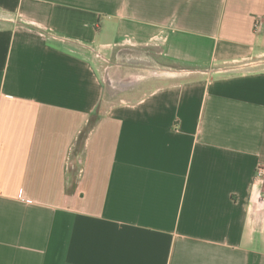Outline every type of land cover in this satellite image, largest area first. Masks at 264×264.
I'll return each mask as SVG.
<instances>
[{"label": "crops", "instance_id": "obj_1", "mask_svg": "<svg viewBox=\"0 0 264 264\" xmlns=\"http://www.w3.org/2000/svg\"><path fill=\"white\" fill-rule=\"evenodd\" d=\"M262 59L264 0H0V264H264Z\"/></svg>", "mask_w": 264, "mask_h": 264}, {"label": "rangeland", "instance_id": "obj_2", "mask_svg": "<svg viewBox=\"0 0 264 264\" xmlns=\"http://www.w3.org/2000/svg\"><path fill=\"white\" fill-rule=\"evenodd\" d=\"M150 51V50H149ZM146 56L147 58H144L142 60H140L138 63H132L134 64L131 68H126V69H122V78H124L127 74L130 73H134V74H138L140 75L142 78H140L141 82H145L150 78H157L158 82H164V80L166 79V81L171 80L172 78V74L170 70H166L168 68L171 69H179L178 67H175L173 65H169L166 64L165 62H163L160 59V56L158 55V53H154V52H146ZM264 61V59H262ZM167 67V68H166ZM175 67V68H172ZM258 69H264V62L259 64ZM103 74L104 76H107V71L103 70ZM125 82V78L122 79ZM139 80V81H140ZM137 82H135V84H128L127 82H125L123 85L122 84H118V85H114L115 86V92H117L118 95H122V94H126V92H128L130 89H132V87L134 85H136ZM115 92L114 90H112L111 92L109 91V93L106 94L104 102H103V107L110 105L111 103H114L117 101V99H119V96H115ZM113 97V95L115 96L114 98H111V96ZM78 149V148H77ZM75 159H74V164L80 162L81 159V152L75 150Z\"/></svg>", "mask_w": 264, "mask_h": 264}, {"label": "built area", "instance_id": "obj_3", "mask_svg": "<svg viewBox=\"0 0 264 264\" xmlns=\"http://www.w3.org/2000/svg\"><path fill=\"white\" fill-rule=\"evenodd\" d=\"M257 25H259V23H257ZM262 184H264V166L260 165L255 170L254 185L258 186Z\"/></svg>", "mask_w": 264, "mask_h": 264}, {"label": "trees", "instance_id": "obj_4", "mask_svg": "<svg viewBox=\"0 0 264 264\" xmlns=\"http://www.w3.org/2000/svg\"><path fill=\"white\" fill-rule=\"evenodd\" d=\"M76 153V152H75ZM78 166V163H75V167H77Z\"/></svg>", "mask_w": 264, "mask_h": 264}]
</instances>
